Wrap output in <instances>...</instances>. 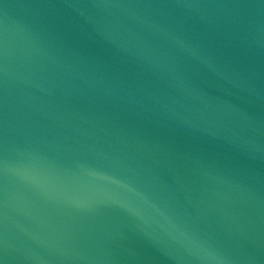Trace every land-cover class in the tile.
<instances>
[{"label":"water","instance_id":"water-1","mask_svg":"<svg viewBox=\"0 0 264 264\" xmlns=\"http://www.w3.org/2000/svg\"><path fill=\"white\" fill-rule=\"evenodd\" d=\"M0 264H264V0H0Z\"/></svg>","mask_w":264,"mask_h":264}]
</instances>
